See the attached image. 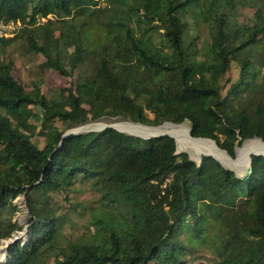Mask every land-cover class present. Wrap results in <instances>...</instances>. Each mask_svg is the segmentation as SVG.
I'll use <instances>...</instances> for the list:
<instances>
[{"label": "trees", "instance_id": "trees-1", "mask_svg": "<svg viewBox=\"0 0 264 264\" xmlns=\"http://www.w3.org/2000/svg\"><path fill=\"white\" fill-rule=\"evenodd\" d=\"M105 3L0 0V20L23 24L0 38V242L22 230L14 200L28 209L26 238L0 264H264V156H251L244 179L213 157L198 165L176 154L169 136L107 128L65 137L118 118L189 122L193 138L231 157L236 144L264 141V0ZM249 6L254 20L238 21ZM19 44L42 57L41 72L72 84L51 97L41 82L27 88L9 59ZM78 185L90 186L94 205L70 206L86 234L68 239L71 212L55 194L69 201Z\"/></svg>", "mask_w": 264, "mask_h": 264}, {"label": "rangeland", "instance_id": "rangeland-1", "mask_svg": "<svg viewBox=\"0 0 264 264\" xmlns=\"http://www.w3.org/2000/svg\"><path fill=\"white\" fill-rule=\"evenodd\" d=\"M100 4H101L100 5L101 8H105L106 6L105 0H100ZM255 12H256V7L254 6L240 7L237 11V14H238L237 19L240 22H251L252 20H254ZM50 17L53 18L52 15L48 16V18ZM20 23L22 24L21 21ZM22 26L23 24L21 25V27ZM25 46L26 45L24 44L23 47L25 48ZM20 47L22 48L21 44H19L16 47V49L11 48L9 59L13 60L15 64V70L13 73L14 76H16L27 88H29L33 82H41L43 92L47 96L51 97L54 94H59L62 87H69L72 84V82L74 81L73 77L63 78L57 73L51 72V71L47 73L41 72L39 66L42 63V60H43L42 57H38L37 55H34V54H28V53L26 54L23 48H22V51L20 50ZM237 66L238 64H235V63L232 65V69L228 75V78L231 80L230 83L234 82L238 78ZM128 122H131V121L128 119L122 120L118 118L104 119V120H101L100 122H95V123L90 122L88 124L82 125L81 128L91 126V125L101 124V123L102 125H105V126L113 125L115 127L116 124L128 123ZM166 124L168 125L170 124L174 126H187L189 130L191 129L189 122H185L184 124H181V125H175L172 123H166ZM96 131H100V130H96ZM245 143H243L241 146L237 148L235 152V156L231 157L232 159L237 158L238 149L243 148ZM186 152L187 151L182 152V153H186ZM187 154L190 156L191 159H193V157L189 153ZM246 169H247V166L240 172L239 171H234V172L237 173V175L241 177L244 174ZM77 190H79L78 193H72L69 196L71 201L70 200L66 201L65 194H59V193L55 194V200H56V203L59 205L61 213L64 214L67 212V210L71 212L70 216H72V221L67 223L63 228V230L65 231V235H67L68 239H75L81 235L86 234V231H85L86 220L80 216L75 215V213L71 211L70 206L72 205L73 207H76L77 205H79L80 207H83L84 205L85 206L94 205L93 201L95 199V195L92 192L90 186L78 185ZM79 211L82 212V210H79ZM15 219L18 221L20 226H22V230L15 232L13 236H19L20 237L19 239L23 240L26 238L25 227L27 226L28 215L27 217H23L20 211H18V214L16 215ZM10 239H13V237ZM5 242H0V260L2 261H5V258H6V254L4 253V249L6 246ZM202 253L205 255L212 256L211 250L208 248H203Z\"/></svg>", "mask_w": 264, "mask_h": 264}, {"label": "bare ground", "instance_id": "bare-ground-1", "mask_svg": "<svg viewBox=\"0 0 264 264\" xmlns=\"http://www.w3.org/2000/svg\"><path fill=\"white\" fill-rule=\"evenodd\" d=\"M106 126L101 124L82 127L81 131H96L102 130ZM115 127L125 133L131 135H137L142 138L148 139L158 133L169 134L177 140V147L179 151L189 153L193 159L199 161L205 154H210L220 160L226 167L232 168L235 171H241L248 165L249 156L254 154L264 155V142L259 139H252L247 141L243 148H239L237 151V158L232 159L228 154L223 152L219 146L212 140L194 139L190 136V130L187 126H174L165 125L159 128L143 126L141 124L120 123ZM242 174V173H241Z\"/></svg>", "mask_w": 264, "mask_h": 264}, {"label": "water", "instance_id": "water-1", "mask_svg": "<svg viewBox=\"0 0 264 264\" xmlns=\"http://www.w3.org/2000/svg\"><path fill=\"white\" fill-rule=\"evenodd\" d=\"M160 126H158V127H154V128H159ZM107 128H112V129H115V130H118L117 128H115L113 125H108V126H106L104 129H102V130H105V129H107ZM79 129H81V126L80 127H77V128H74V129H71V130H69V131H67L66 132V134H65V137H67V136H73V135H77V134H81V133H85V132H92V131H81V130H79ZM102 130H100V131H102ZM118 131H120V130H118ZM120 132H122V131H120ZM122 133H124V132H122ZM127 134V133H126ZM129 135H131V134H129ZM190 135H191V129H190ZM133 136H137V135H133ZM162 136H169V137H171V138H173L174 140H175V138L173 137V136H171V135H169V134H162V133H158V134H156V135H154V136H152V137H150V138H148V139H154V138H157V137H162ZM137 137H140V136H137ZM140 138H142V137H140ZM193 138V137H192ZM143 139H145V138H143ZM194 139H202V140H211V139H206V138H194ZM253 139H259V140H261L262 142H264L262 139H260V138H257V137H255V138H253ZM250 140H252V139H250ZM176 141V140H175ZM213 141V140H212ZM249 141V140H248ZM213 142H215V141H213ZM247 142V141H246ZM216 143V142H215ZM176 144H177V142H176ZM239 147V145L238 144H236V146H235V152H236V150H237V148ZM222 150V149H221ZM223 152H225L226 154H228L226 151H224V150H222ZM180 153H182V151H179L178 150V147H177V151H176V154H180ZM187 153V152H186ZM229 155V154H228ZM254 155H257V156H264V155H262V154H254ZM203 156H208V157H213L214 159H216L218 162H220L225 168H227V169H229V170H231V171H235L234 169H232V168H228V167H226L220 160H218L216 157H214L213 155H210V154H205V155H203ZM202 156V157H203ZM230 156V155H229ZM202 157L200 158V160L199 161H196V160H193V161H195L198 165H200V163H201V161H202ZM231 157V156H230ZM249 162H248V165H247V169L245 170V172H244V174L241 176L242 178H244V179H248L251 175H252V168H251V164H252V158H251V156H249ZM237 174V173H236ZM22 235V234H21ZM19 236H13V239H10V240H8V241H3V242H5L6 243V246H5V249H4V253H7V249L9 248V246L10 245H12V244H15L18 240H19Z\"/></svg>", "mask_w": 264, "mask_h": 264}, {"label": "built area", "instance_id": "built-area-1", "mask_svg": "<svg viewBox=\"0 0 264 264\" xmlns=\"http://www.w3.org/2000/svg\"><path fill=\"white\" fill-rule=\"evenodd\" d=\"M47 18L42 19L43 22H46ZM49 19H52L50 17ZM20 21L16 22H5L4 20H0V38H12L15 36L17 31L21 28ZM14 202L19 206V211L22 214L23 217H27L28 215V209L26 206V203L24 202L23 196L17 197ZM27 229V226L25 227V231Z\"/></svg>", "mask_w": 264, "mask_h": 264}]
</instances>
